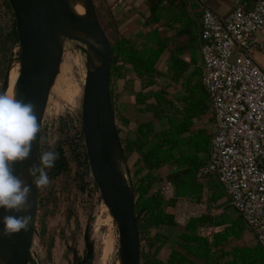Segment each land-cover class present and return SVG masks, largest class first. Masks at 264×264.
Here are the masks:
<instances>
[{
  "label": "trees",
  "instance_id": "16d2710c",
  "mask_svg": "<svg viewBox=\"0 0 264 264\" xmlns=\"http://www.w3.org/2000/svg\"><path fill=\"white\" fill-rule=\"evenodd\" d=\"M2 3L10 9L8 0ZM13 24L11 34L17 37L15 20ZM5 37L0 24L2 48ZM145 37L146 40L120 38L114 32L110 36L114 50L111 98L125 158L134 164L130 172L134 173L132 187L142 240V264H264V247L259 243L232 245L249 229L247 222L228 204L225 190L222 192L215 186L217 176L201 173L209 162L215 134L198 127L208 114V101L211 102L208 91L202 82L195 85L187 82L185 94L173 95L174 85H185L180 79L186 64L175 58L169 72H161L156 67L165 48L161 37L157 32ZM132 72L137 76L139 90H135ZM121 80H124L122 87ZM58 149L55 166L46 170L49 186L71 169L63 148ZM79 154L80 164L90 170L85 145ZM162 182L173 185V197L166 199ZM206 188L209 204H217L222 211L191 216L180 228L175 212L169 207L176 206L179 198L201 200ZM223 197L227 200L218 203ZM208 227L219 229L204 234L202 229ZM165 228H174L177 234ZM171 240L175 243L169 257L160 259L162 248ZM30 262L35 264L32 257Z\"/></svg>",
  "mask_w": 264,
  "mask_h": 264
},
{
  "label": "water",
  "instance_id": "95a60500",
  "mask_svg": "<svg viewBox=\"0 0 264 264\" xmlns=\"http://www.w3.org/2000/svg\"><path fill=\"white\" fill-rule=\"evenodd\" d=\"M85 16L76 14L69 0H8L16 21L20 63L16 99L32 102L41 131L28 160L17 163L14 174L27 179V170L38 162L42 129L52 88L64 57L63 39L78 42L87 54V74L82 101V135L88 163L104 204L118 228L121 264H142V240L136 213L133 187L120 164L126 162L117 130L111 98L114 50L93 0H83ZM9 69L3 88L8 87ZM129 175V171H128ZM32 185V179L28 180ZM33 223L27 232L0 236V264H30L31 248L39 212L40 190L32 185L29 196ZM23 213L0 209V231L5 215ZM86 258L81 264H93L94 249L85 234Z\"/></svg>",
  "mask_w": 264,
  "mask_h": 264
},
{
  "label": "rangeland",
  "instance_id": "374dc122",
  "mask_svg": "<svg viewBox=\"0 0 264 264\" xmlns=\"http://www.w3.org/2000/svg\"><path fill=\"white\" fill-rule=\"evenodd\" d=\"M2 1L0 0V24L7 37L3 48L0 42V89L3 88L11 64L16 63V70L20 71L18 60L20 48L16 41L17 37L11 34L15 15L11 6L10 9L5 7ZM93 1L110 37L113 35L108 22L111 10L107 4L105 5L106 0ZM63 47V61L44 117L41 149L43 152L51 148L58 153V148L62 147L69 158L71 169L51 186L40 189L41 200L31 257L35 264H81L87 255L85 244L87 233L94 249L93 264H121L117 225L104 204L91 170L80 164L82 157L79 153L85 145L81 136V117L87 54L74 40L63 39ZM208 103V114L198 126L205 127L208 132H214V110L211 102ZM133 167L132 160L120 164L124 177L131 185ZM22 179L28 183L31 177L27 175V179ZM171 185L170 182L161 183L167 197L171 196L172 190H167L172 187ZM208 191L205 189L201 200L193 201L185 198L176 206L170 207V210L177 212V218L183 222L194 215L219 213L217 204H209ZM227 207L230 208L229 205Z\"/></svg>",
  "mask_w": 264,
  "mask_h": 264
},
{
  "label": "built area",
  "instance_id": "2783aa9c",
  "mask_svg": "<svg viewBox=\"0 0 264 264\" xmlns=\"http://www.w3.org/2000/svg\"><path fill=\"white\" fill-rule=\"evenodd\" d=\"M197 1L204 8L202 83L215 118L211 156L201 173L217 176L230 205L264 247V0H238L227 18L208 0ZM107 2L117 7L123 0Z\"/></svg>",
  "mask_w": 264,
  "mask_h": 264
},
{
  "label": "crops",
  "instance_id": "0c3cea01",
  "mask_svg": "<svg viewBox=\"0 0 264 264\" xmlns=\"http://www.w3.org/2000/svg\"><path fill=\"white\" fill-rule=\"evenodd\" d=\"M237 1L238 0H208L207 4L219 17L227 18L236 9ZM255 1L256 0H249V4L252 5ZM104 2L111 10L110 20L108 21L110 30L116 33L120 38L138 39L143 37V39H145V36L148 37V35L152 33L157 32L159 34L165 47L160 58L156 62V67L161 72L167 74L175 58L182 60L186 64V69L180 79L182 82H185V85L180 83L174 85L172 87L173 95L185 94L187 82H190L191 85L202 82L203 57L200 34L204 8L197 0H123L117 7L110 5L107 0ZM130 74L135 79L137 78L134 72ZM123 83L124 80H121L119 83L121 87ZM121 87L117 85L116 89L120 90ZM139 89L140 84L138 79H136L135 90ZM203 121L204 119L202 118L199 123ZM204 128L205 127H202L200 129ZM171 186V196L167 197L165 194L166 199L175 195L174 187L173 185ZM215 186L220 191L224 192V188L217 178ZM182 199L185 198H179L176 205L179 204ZM226 200V197H223L218 203L223 204ZM228 204L230 205L229 202ZM219 211L221 212L222 209ZM175 214L177 217V212H175ZM177 221L181 228V226L183 227L185 225L187 220L183 222L177 218ZM165 229L167 232L174 235L177 234V230L174 228ZM173 243H175L174 240H171L170 244L162 248L159 254L160 259L166 260L169 257ZM256 244H258V242L251 229H248L242 238L232 242V245L239 246H255Z\"/></svg>",
  "mask_w": 264,
  "mask_h": 264
},
{
  "label": "clouds",
  "instance_id": "9594fccd",
  "mask_svg": "<svg viewBox=\"0 0 264 264\" xmlns=\"http://www.w3.org/2000/svg\"><path fill=\"white\" fill-rule=\"evenodd\" d=\"M40 131L36 108L32 102L0 92V209L6 213H23L5 215L0 236L11 237L29 230L33 223L29 203L32 185L40 190L51 183L46 170L55 166L59 156L51 148L39 152L38 162L28 168L32 185L14 174L13 166L30 158Z\"/></svg>",
  "mask_w": 264,
  "mask_h": 264
},
{
  "label": "bare ground",
  "instance_id": "6f19581e",
  "mask_svg": "<svg viewBox=\"0 0 264 264\" xmlns=\"http://www.w3.org/2000/svg\"><path fill=\"white\" fill-rule=\"evenodd\" d=\"M71 9L80 16H85L86 7L83 0H69ZM19 71L16 70V63L11 64L9 67L8 87L6 93L13 95L16 98L17 93V80Z\"/></svg>",
  "mask_w": 264,
  "mask_h": 264
},
{
  "label": "flooded vegetation",
  "instance_id": "af4514ba",
  "mask_svg": "<svg viewBox=\"0 0 264 264\" xmlns=\"http://www.w3.org/2000/svg\"><path fill=\"white\" fill-rule=\"evenodd\" d=\"M90 238V237H89Z\"/></svg>",
  "mask_w": 264,
  "mask_h": 264
}]
</instances>
